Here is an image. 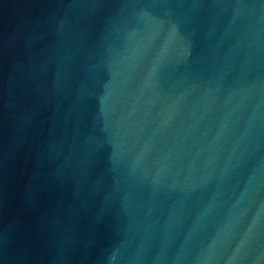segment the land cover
Masks as SVG:
<instances>
[{
  "label": "water",
  "instance_id": "water-1",
  "mask_svg": "<svg viewBox=\"0 0 264 264\" xmlns=\"http://www.w3.org/2000/svg\"><path fill=\"white\" fill-rule=\"evenodd\" d=\"M0 264H264V0H0Z\"/></svg>",
  "mask_w": 264,
  "mask_h": 264
}]
</instances>
